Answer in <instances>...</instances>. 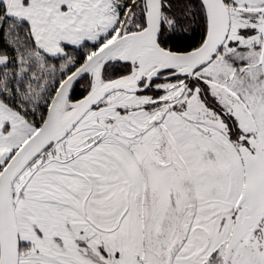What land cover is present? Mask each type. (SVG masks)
<instances>
[{
  "label": "snow or ice",
  "instance_id": "1",
  "mask_svg": "<svg viewBox=\"0 0 264 264\" xmlns=\"http://www.w3.org/2000/svg\"><path fill=\"white\" fill-rule=\"evenodd\" d=\"M0 264H264V0H0Z\"/></svg>",
  "mask_w": 264,
  "mask_h": 264
}]
</instances>
